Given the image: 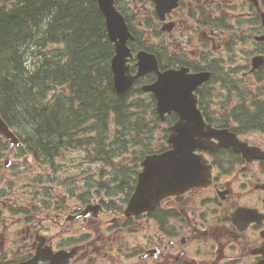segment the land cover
Segmentation results:
<instances>
[{"label":"flooded vegetation","instance_id":"flooded-vegetation-1","mask_svg":"<svg viewBox=\"0 0 264 264\" xmlns=\"http://www.w3.org/2000/svg\"><path fill=\"white\" fill-rule=\"evenodd\" d=\"M110 2L130 35L126 40L130 52L126 61L129 75L134 76L137 72L139 53L154 58L157 73L208 74V78L193 91L195 106L203 122L213 130H226L235 135L240 143L253 151L245 157L233 147L202 153L195 150L193 154L204 158L209 166L208 182L163 195L152 208L137 213H129L128 204L141 171L142 161L139 160L133 177L129 173L126 175L131 177L130 184L124 188L125 181L122 180L115 185L124 192L119 207L115 200L109 204L96 201L90 194L78 193L73 205L57 206L54 216L49 217L46 185H38L37 196L41 190H46L45 197L39 208L33 205V210L31 191L26 189L29 185L13 190L12 184H4L0 190V264H264V141L251 143L247 140L250 135H240L237 130L215 121L221 119L225 101L239 100L235 95L237 91L233 93L229 88L213 86L219 69L223 70L225 64L220 55L240 40L250 43L251 50L245 57L244 68H236L231 79L252 90L251 80L264 69V39H261L264 36V0ZM100 15L107 37L105 19L101 12ZM109 43L112 57L114 48ZM256 57L261 58L262 66L254 70L252 60ZM238 72L240 77H237ZM157 73L150 72L134 79L128 93L143 92V87L157 80ZM147 97L158 118L153 95L147 93ZM258 105L264 107V103ZM244 110L237 108L233 118ZM11 119L12 125L3 121L18 137L19 145H11L0 137L2 144L5 141L7 145V153L0 152V170L15 166L19 170L21 163L16 160L25 155L35 157L39 154L47 158L49 154L38 149L34 136L26 134L24 140L14 131L24 127L16 124L13 113ZM177 121L175 113L165 115L161 121L167 127L162 149L168 148V128ZM220 138L229 137L222 135ZM63 141L64 138H60L61 144ZM211 141L217 142L212 138ZM16 149L19 152H15ZM158 149L155 152H159ZM101 214V217L112 215L113 224L103 228V223L97 221ZM130 220H135L134 228L138 234L134 244L127 247L119 241L121 231ZM119 221L121 228L110 232ZM17 222L21 224L19 230L13 229ZM96 222L101 223L98 232ZM49 223L58 228L86 224L89 232L76 240L56 244L61 236L48 233Z\"/></svg>","mask_w":264,"mask_h":264},{"label":"trees","instance_id":"trees-1","mask_svg":"<svg viewBox=\"0 0 264 264\" xmlns=\"http://www.w3.org/2000/svg\"><path fill=\"white\" fill-rule=\"evenodd\" d=\"M111 55L94 0H0L3 120L11 124L13 113L49 155L61 148L60 138L85 132L93 119L103 129L109 112L121 114L127 98L114 92ZM58 87L69 94L54 93ZM142 152L150 153L147 147Z\"/></svg>","mask_w":264,"mask_h":264},{"label":"rangeland","instance_id":"rangeland-1","mask_svg":"<svg viewBox=\"0 0 264 264\" xmlns=\"http://www.w3.org/2000/svg\"><path fill=\"white\" fill-rule=\"evenodd\" d=\"M230 47L228 52L220 55L225 64L223 70L219 69L218 78L214 79L216 83L214 82L213 86L229 88L233 93L237 91L235 95L239 101H225V109L220 112L221 119L215 121L237 130L240 135H250L247 140L251 143H260L264 141V107L258 104L264 103V69L251 80L252 90H247L244 88L245 86L236 83L231 79V75L236 68L241 70L246 65L245 57L250 52L251 45L239 40L236 46L233 44ZM29 55L33 56L31 53ZM31 56L27 58V62L32 65ZM237 77H240L239 72ZM54 93L67 95L69 90L66 87H58ZM126 97V107L121 114L116 116L109 112L103 129L97 126L100 122L93 119L89 130L85 127L83 128L87 129L85 132L82 131V128L76 130L73 134L74 137L71 135L70 138H66L58 152H52L47 158L39 154L34 155L35 157L25 155L16 160L17 163L19 160L21 163L19 170L17 166L9 170L1 168L0 190L4 184H12L13 190L24 189L23 185H29L26 189L31 191L29 194L32 201L30 205L35 210L33 205L39 208L45 197L44 191H46L41 190L40 195L37 196L38 185H46L49 217L54 216L57 206L73 205L79 194H90L96 201L103 200L109 204H111L110 201L115 200V205L119 207L122 204L120 200L124 199L122 198L124 192L115 185L124 180V188H126L130 184L129 179L133 177L132 172L139 161L141 162L146 155L155 152L158 148L162 150L165 143L164 131L167 128L161 123L164 119L161 120L158 113L157 118L152 112V102L150 103L146 92H127ZM237 108L245 110L233 118ZM24 130V128L17 127L14 131L26 140ZM0 137L9 143L1 135ZM5 141L3 144L0 141V152L4 154L7 153ZM144 147L148 148L149 154L144 155L142 152ZM15 152H19V149H16ZM2 156L4 155L2 154ZM10 173L15 177L13 178ZM127 173L131 176L130 178L126 176ZM117 212L122 215L121 212ZM101 216L102 214L99 215L97 221L103 223V228L113 224L112 215ZM100 222H96L95 230L101 225ZM15 224L13 229L19 230L21 224L19 222ZM134 224L135 220L126 222L124 230L120 233L119 242L121 245L131 247L134 244L138 234ZM47 227L50 235L61 236L62 239H57L56 244L68 239L76 240L89 232L86 229V224H73L58 228L53 223H49ZM120 228L119 221L115 223L110 232H115ZM90 231L94 232V230ZM81 242L82 240L77 243Z\"/></svg>","mask_w":264,"mask_h":264},{"label":"water","instance_id":"water-1","mask_svg":"<svg viewBox=\"0 0 264 264\" xmlns=\"http://www.w3.org/2000/svg\"><path fill=\"white\" fill-rule=\"evenodd\" d=\"M97 3L105 18L108 40L113 44L114 55L110 61L112 84L115 94L121 98L131 88L134 79L150 72L157 73L155 60L149 54L139 53L137 72L134 76L129 75L126 61L130 52L126 40L130 35L110 0H97ZM261 39H264V36ZM261 64L262 60L259 57L252 60L253 68ZM157 75V80L142 90L153 95L156 111L161 120L166 114L175 113L178 121L169 128L167 144L170 149L160 154L146 156L142 160L134 194L128 204L129 213L152 208L163 195L205 185L208 182V167L201 156L193 154L196 149L233 147L235 152L242 153L245 157L249 151H253V148L238 142L235 136L227 131L206 128L195 106L193 91L208 78V74L187 76L181 72L171 71ZM0 135L11 145H19V140L8 129L1 115ZM222 135L229 138H220ZM211 138L217 140L218 144L212 143Z\"/></svg>","mask_w":264,"mask_h":264},{"label":"bare ground","instance_id":"bare-ground-1","mask_svg":"<svg viewBox=\"0 0 264 264\" xmlns=\"http://www.w3.org/2000/svg\"><path fill=\"white\" fill-rule=\"evenodd\" d=\"M175 2V1H174ZM112 4V3H111ZM85 5V4H84ZM30 19H31V17H30ZM44 20V19H43ZM46 21H48V20H46ZM43 24V23H42ZM41 26V25H40ZM39 28V27H38ZM41 28V27H40ZM148 33V32H147ZM253 35H254V33H252ZM263 34V33H262ZM254 37V36H253ZM152 40V39H151ZM228 41H231V40H228ZM35 51V50H34ZM222 53V52H221ZM220 53V54H221ZM25 56H26V54H25ZM29 56V55H28ZM34 56V55H33ZM30 58V57H29ZM38 58V57H37ZM33 60V59H32ZM31 60V61H32ZM35 60V59H34ZM27 62V61H26ZM27 64V63H26ZM30 63H28V65H29ZM23 65V64H22ZM25 76H26V74H24ZM216 83V82H215ZM57 92V91H56ZM47 111V110H46ZM123 147V146H122ZM110 158V157H109ZM180 196V195H179Z\"/></svg>","mask_w":264,"mask_h":264}]
</instances>
